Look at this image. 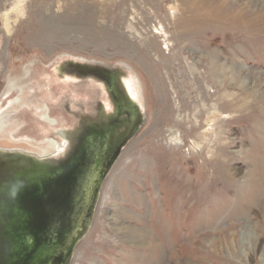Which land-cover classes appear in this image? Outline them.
Segmentation results:
<instances>
[{"label": "rangeland", "instance_id": "obj_1", "mask_svg": "<svg viewBox=\"0 0 264 264\" xmlns=\"http://www.w3.org/2000/svg\"><path fill=\"white\" fill-rule=\"evenodd\" d=\"M11 1L0 0V81L30 90L9 97L1 147L46 148L22 133L50 129L44 101L92 96L56 92L59 58L124 66L141 105L69 264H264V0H25L8 32ZM213 106L211 150L196 147Z\"/></svg>", "mask_w": 264, "mask_h": 264}, {"label": "water", "instance_id": "obj_2", "mask_svg": "<svg viewBox=\"0 0 264 264\" xmlns=\"http://www.w3.org/2000/svg\"><path fill=\"white\" fill-rule=\"evenodd\" d=\"M108 69L99 62L63 57L53 61L47 72L58 82L55 84L56 92L61 93L60 82L66 89L75 88L74 92L80 88L92 91L91 88L99 86L105 90L102 84L104 80V84L111 82V87L115 86ZM117 70L127 85L131 98L129 107L135 111L134 114L130 111L131 121L136 120V116L139 129L143 121L141 105L133 94L126 69L122 67ZM102 75H105L104 78ZM68 94L64 93L61 101L56 99L57 103L52 101L55 103L51 105L53 111L58 112L59 107L65 105L82 106L77 93ZM47 102L44 101L46 111L39 118L45 119L50 115ZM51 115L56 123V115ZM51 129H54L52 134L59 137L60 143H57V139L49 140L47 144L54 146L49 153H43L45 148L34 152L0 147L2 263L69 264L76 243L83 237L91 221L105 173L119 153V149L113 152L106 170L100 173L102 157L99 152L96 153L100 134L92 133L93 136L89 137L86 129L85 136L81 132L78 135L79 131L74 127ZM105 137L111 142L114 135L109 132ZM77 138L82 140L78 146L66 145Z\"/></svg>", "mask_w": 264, "mask_h": 264}, {"label": "flooded vegetation", "instance_id": "obj_3", "mask_svg": "<svg viewBox=\"0 0 264 264\" xmlns=\"http://www.w3.org/2000/svg\"><path fill=\"white\" fill-rule=\"evenodd\" d=\"M108 71L110 74H112V81L115 84V86L111 87V82L107 85L104 84L106 81L104 80L103 87L105 90L102 89L101 86L98 88H91L93 89L92 96L87 97L86 99L77 97L78 102L83 103L82 106H76V105H63L64 107H59L62 111L61 116H64V118H61L59 120V123L56 121V123L53 122L54 118L48 115L47 118L44 119L45 123H49L51 128L57 127V128H63V127H74L78 129V135L81 132V135L85 136V132L87 129V133H89V137L93 136L92 133L100 134L101 137L98 139L99 143V149L96 151L99 152L100 156L102 157L101 163H100V173L104 172L106 170L107 164L110 161V159L114 156L113 152L116 153L117 149H119V153L116 156V160L122 153V151L127 147L130 140L136 135L137 131V117L135 116L134 121L132 118H130V111L132 114L135 113L134 110H132L131 107H129L130 104V95L127 90V85L124 83L123 78L121 77L120 73L118 72V68H122V66H109ZM28 76L29 74H21ZM106 75V74H105ZM105 75H102L103 78ZM23 79V78H20ZM25 79V78H24ZM15 80H18V78H15ZM10 81L9 83L6 81H0V126L3 127V125H6L7 122H13L15 118L13 117V110L8 109L11 107H14L15 104L8 103L11 98V94H17V93H23L24 90H30L26 87V85H23L19 81ZM7 84V85H6ZM6 85V86H5ZM96 90L99 91L96 93ZM4 102H3V101ZM16 100V99H14ZM61 104V102L58 104V106ZM49 109V107H47ZM50 112L53 111L52 106L51 109H49ZM2 112V113H1ZM19 112L29 116L30 114L28 111L23 108L19 109ZM50 113L49 111H47ZM53 114V113H52ZM18 121H20L22 118L18 117ZM26 118V117H25ZM12 120V121H11ZM36 121V120H35ZM131 121V122H130ZM52 122V123H51ZM54 125V126H52ZM33 130L36 136H34V139L36 142H40L44 139L45 142L49 143V140L51 139H57V143H60L59 137L52 134L51 128L47 131H43V126L39 127H32L30 125L22 127V133L26 130ZM56 129V128H55ZM83 132V133H82ZM111 133L114 135L113 140L110 142L105 136L107 133ZM42 135H45L44 138ZM22 137V136H21ZM10 138L14 140H19L21 142H26L22 139H29L28 136H24L23 138H20L17 135H12ZM82 140H70L66 145L69 147H72L73 145L78 146L79 143H81ZM123 145V146H122ZM50 146V145H47ZM111 146L109 149L108 147ZM1 147V146H0ZM7 148V147H2ZM11 148H18L22 149L20 147H11ZM54 148L53 144L51 143L50 148H45V151L43 153H49ZM24 150V149H22ZM95 154V153H94ZM115 160V161H116ZM114 161V163H115ZM114 163L109 167V170L106 171L105 177L108 175L109 171L113 167ZM105 166V167H104ZM103 179V180H104ZM0 264H7L5 262H1Z\"/></svg>", "mask_w": 264, "mask_h": 264}, {"label": "bare ground", "instance_id": "obj_4", "mask_svg": "<svg viewBox=\"0 0 264 264\" xmlns=\"http://www.w3.org/2000/svg\"><path fill=\"white\" fill-rule=\"evenodd\" d=\"M24 2H25V0H13V1H11L10 7L5 9L3 12H1V16L3 18L4 28L6 31L10 32V30L13 28V25L18 21L19 18H21L24 15ZM215 60L216 59L214 57V61ZM217 63H218V61L215 62V65H217ZM219 67H221V65ZM213 76H215V75H213ZM194 114H197V112H195ZM215 114L220 115L218 109L215 106H213L212 109L209 112H207V116H206V119L204 122V124H206L207 127H205L201 131V134H200L201 141H196V140L192 141V142H194V145L196 147H203L204 145H206L208 150H211L210 148H211V145L213 144V137L211 136L212 135V127L210 125L214 121ZM197 125L198 124L196 123V126ZM209 126H210L211 130H209V128H208ZM46 129L47 128L44 127L43 131H45ZM53 130L54 129H51V131H53ZM170 141L177 146V145L181 144L182 138L179 134L172 133L170 135ZM202 144H204V145L202 146ZM224 160H226V159H224Z\"/></svg>", "mask_w": 264, "mask_h": 264}]
</instances>
